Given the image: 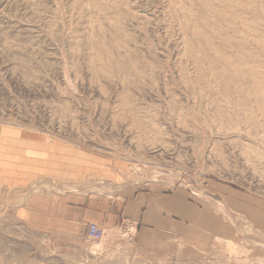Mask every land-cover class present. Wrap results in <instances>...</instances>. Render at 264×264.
<instances>
[{
	"label": "rangeland",
	"instance_id": "374dc122",
	"mask_svg": "<svg viewBox=\"0 0 264 264\" xmlns=\"http://www.w3.org/2000/svg\"><path fill=\"white\" fill-rule=\"evenodd\" d=\"M10 131L87 159L116 205L180 194L197 215L155 234L116 206L71 246L0 183V264H264V0H0Z\"/></svg>",
	"mask_w": 264,
	"mask_h": 264
},
{
	"label": "crops",
	"instance_id": "0c3cea01",
	"mask_svg": "<svg viewBox=\"0 0 264 264\" xmlns=\"http://www.w3.org/2000/svg\"><path fill=\"white\" fill-rule=\"evenodd\" d=\"M26 139L11 131L3 134L0 183L19 197L15 199L17 218L34 232H44L76 246L84 241L88 223H111L116 206L124 216L139 221L145 232L155 234H167L182 218L197 215L191 213L193 208L180 194L173 198L164 194L140 195L129 189L126 202L116 205L115 198L90 190L87 159L75 161L72 150L65 146L52 149ZM42 182L47 184L40 186Z\"/></svg>",
	"mask_w": 264,
	"mask_h": 264
},
{
	"label": "built area",
	"instance_id": "2783aa9c",
	"mask_svg": "<svg viewBox=\"0 0 264 264\" xmlns=\"http://www.w3.org/2000/svg\"><path fill=\"white\" fill-rule=\"evenodd\" d=\"M86 235L88 239L101 241L105 235V230L100 224L89 223Z\"/></svg>",
	"mask_w": 264,
	"mask_h": 264
},
{
	"label": "bare ground",
	"instance_id": "6f19581e",
	"mask_svg": "<svg viewBox=\"0 0 264 264\" xmlns=\"http://www.w3.org/2000/svg\"><path fill=\"white\" fill-rule=\"evenodd\" d=\"M97 247V246H96Z\"/></svg>",
	"mask_w": 264,
	"mask_h": 264
}]
</instances>
